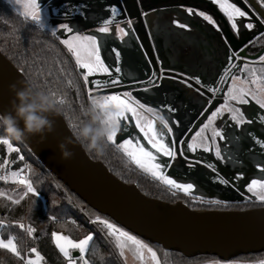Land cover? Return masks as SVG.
Segmentation results:
<instances>
[{"label":"trees","instance_id":"1","mask_svg":"<svg viewBox=\"0 0 264 264\" xmlns=\"http://www.w3.org/2000/svg\"><path fill=\"white\" fill-rule=\"evenodd\" d=\"M146 3H141L143 11L156 7L183 5V0H160L155 4ZM20 13L10 2L0 0V51L25 75L28 81L51 94L55 93V99L65 100L63 105L58 104V106L62 108L61 115L72 130L74 124L87 119L84 116V109L92 102L88 93L89 86L85 85L82 78L83 71L78 68L75 58L60 42L57 35H52V31L47 26L36 27L34 22L26 21ZM209 13L216 17L213 10ZM216 19L219 18L216 17ZM259 20L261 21L260 17ZM246 48L249 55L259 54L264 49V31L248 41ZM245 65L249 69L255 67L256 74L264 77V73L260 71L264 68V63ZM245 65L241 71L246 73L244 80H250L252 77L249 71L244 70ZM261 83H264V79ZM18 143L23 156L26 157L27 178L40 192V197L29 195L19 205L13 204L12 199L16 198L14 195L18 191H14L12 185H5L0 181V192L4 193L0 196V223H2L0 233H3L4 239L16 238L17 248L25 259L33 255L31 248L35 247L44 257V264H62L63 259L52 239L53 232H62L77 241L89 235L91 231L86 229L83 212L89 213L92 217L99 216L116 223L87 206L49 173L23 142L18 141ZM118 145L116 142L106 140L103 142L102 149L99 150L82 146L93 160L104 163L121 181L136 184L150 198L171 204L183 202L197 211H246L264 207L253 200L216 204L195 202L188 194L172 190L162 181L141 171L124 151L118 148ZM4 158H6V150L3 145H0V161ZM23 165L24 162L19 161L13 169L20 170ZM74 202L83 206L84 209L78 208ZM53 217L55 219H52ZM67 219H70V222H67ZM18 223H23L25 229L28 226L34 227L36 231L29 236L26 230L18 227ZM91 234L95 235H93L94 238L85 256L89 264H101L100 256L104 258L103 264H125L108 238L105 242L94 231ZM144 243L157 252L160 264H264V252L241 255L230 262H224L210 255L187 258L180 253L164 250L159 245L146 241ZM0 264H23V260L5 249H0Z\"/></svg>","mask_w":264,"mask_h":264},{"label":"water","instance_id":"2","mask_svg":"<svg viewBox=\"0 0 264 264\" xmlns=\"http://www.w3.org/2000/svg\"><path fill=\"white\" fill-rule=\"evenodd\" d=\"M249 2L256 12L261 14L260 18L264 19V10L260 5L255 0ZM115 5L120 8L122 15L137 21V35L150 61L152 72L156 71L158 75L167 76L168 72L160 66L147 31L141 28L143 10L138 0H120ZM107 6L104 5L102 9L108 11ZM58 11L55 16L66 19L81 16L79 12L65 15L63 6L58 7ZM227 37L231 50L227 63L222 67L215 83L212 86H196L211 100V103L185 136L182 152L186 158L199 161L206 166L209 163L215 164L222 177L227 178L230 184L242 193H246L242 188L244 184H237L228 175V169L215 158L207 154H192L187 149L192 135L224 98L235 73L244 64L255 62L264 55V49L257 55H249L247 49L243 48L248 41L239 42L229 28H227ZM115 77L120 80L119 84L123 83L118 76ZM151 78L152 75L144 82L125 84L120 88L111 87L92 95L98 97L102 94H118L155 86L148 83ZM108 79L109 77H102L92 80ZM21 81L28 79L0 51V113L9 111L14 99L10 85L17 84L19 87ZM88 86L91 88V83ZM208 88H218L220 91L213 95V92L207 90ZM50 118L53 120L52 132L33 135L22 142L59 182L87 206L110 218L124 230L150 244L159 245L164 250L180 253L187 258L210 255L224 262H230L241 255L264 252V207L246 211H197L183 202L171 204L150 198L136 184L121 181L104 163L93 160L76 140L61 114H54ZM258 122L264 125L261 121ZM127 136L128 132H123L118 142ZM61 143L65 144L66 150L72 153L70 159L63 157Z\"/></svg>","mask_w":264,"mask_h":264},{"label":"snow or ice","instance_id":"3","mask_svg":"<svg viewBox=\"0 0 264 264\" xmlns=\"http://www.w3.org/2000/svg\"><path fill=\"white\" fill-rule=\"evenodd\" d=\"M12 3L17 4L23 11L20 13L26 21L30 20L34 22V25L38 28H43L46 25V18L42 14V3L38 0H11ZM211 3L218 5L219 10L224 13L227 17V20L230 24L231 29L234 31L235 35L239 37L241 28L252 30L255 27V24L252 22L249 12L243 10L234 2L230 0H211ZM243 3L251 10L253 15H256L258 18L261 14L256 12V9L252 6L249 0H243ZM260 7L264 8V0H257ZM87 8L86 4L81 5H71L65 3L63 5L64 14L71 15L72 12H79L81 16L84 15V10ZM107 10L110 13V18L103 20L102 26L98 27L97 31L99 33H108L110 31V25H116V30L120 33V39H123L125 36H128L129 32L124 27H119L120 21L116 20V17L121 15L120 8L117 5H108ZM189 15H198L203 18L204 21L212 24L217 31H222L219 24L214 20V18L203 11L194 10L192 8L186 9ZM144 15H147L145 13ZM238 20L241 22L238 23ZM243 20H247V23H244ZM176 26L182 29H188L187 24L180 23L178 21L174 22ZM261 23L264 24V19H261ZM59 30L61 32H66L72 34L69 38L62 39L60 42L66 46L67 50L75 58V63L79 69H85L86 73L83 74V81L85 85L91 83L92 87L88 89L89 98L93 100L100 101V107L102 109L110 110L108 112V117L106 123L112 129L110 134L107 136L108 142H115V137L117 133L121 131L123 124V131L128 132L129 121L134 120V128L138 129L139 132L143 135V138L151 146V149H146L143 144L139 143V140H136V143H133V140L136 139L132 137L126 139L123 143L118 145V148L123 150L125 154L130 157L133 163H135L140 169L149 173L156 179L161 180L164 184L169 185L177 190L183 191L185 193H190L193 190V185L190 183H178L176 180L169 178L165 173L164 169L171 167L172 163L177 159L176 151V141L173 139L169 142H166L165 137L168 134L173 133V128L170 126L168 120L163 116L158 115L157 110L152 107H147L145 103H141L138 99L133 98L131 92H123L121 94H107L100 97H93L92 93L94 90H105L111 87H114L120 83V80L113 76L112 65L106 64L105 59L101 56V40L98 39L95 34H84L80 35L78 29H74L70 26L69 23H60ZM127 29H132V21L129 19L127 21ZM52 35H56V29L52 30ZM225 40L227 38L225 37ZM115 52L116 59H119L120 52L113 49ZM260 61H264V56L259 58ZM246 71H249L250 76L252 77L250 83L255 85V89L248 88L246 85L249 83L248 80L239 81L241 85L238 87L236 81L239 80V77H233L234 83L231 88L228 89L227 99L224 101V104L217 108L211 113L208 117V123L204 124L203 127L199 128V131L195 132V135L191 138L192 143L187 144V149L195 152L198 148H201L204 152L212 151L214 147V155L217 160L226 161L230 157H226L223 153L227 152V149H222L220 144L217 142L224 141L228 139L225 132L219 128H213L212 134L210 137L211 144L208 143L209 138L204 137L203 134L209 128L210 125L214 122L216 117L221 116L224 112L230 114L229 118L233 122L234 127L244 126L246 124L253 123L252 119L247 118L245 112L241 107L234 106L229 104L228 101H235L237 105H247L249 104V99L255 100L259 105L260 109H264V84H261V80L264 77L257 75V69L255 67L249 69L245 65ZM114 71L119 73L121 69L115 67ZM260 71L264 73V68H261ZM98 73L107 74L109 77L108 80H92L89 81V77L94 76ZM165 78L177 79V77H165L163 75H158L156 71L152 72V78L148 83L159 86V81ZM189 80H195L196 84H201V81L198 77H187L181 80L187 87L192 88L193 84L189 83ZM200 89L197 88L196 91ZM209 92H219L220 89L208 88ZM55 97V93H52ZM57 104L63 105L65 100L63 98L56 99ZM143 112L153 113L154 119L149 120L146 123H142L145 120V117L142 115ZM130 114V116L128 115ZM260 121L264 123V115L259 117ZM155 120H159L161 128L157 129ZM167 130V132L164 131ZM129 135H131L129 133ZM233 141H238V137L231 138ZM181 144H184V141H180ZM255 143L259 145L261 149H264V140L256 139ZM0 145L7 146L8 152H18L19 149L13 147L11 140L7 138H0ZM154 150V151H152ZM183 155V153H180ZM162 157H168L167 161H164ZM19 159L23 160L24 157L20 156ZM196 163H200L197 161ZM8 164L7 160H4L3 164H0V168H3ZM192 164H189V167H192ZM207 167L210 168L214 173L217 174L218 182L221 184L228 185L230 181L227 178H224L220 175L218 167L213 164H207ZM260 171L264 173V168H260ZM24 172V169L20 171H13L9 175H0V180L7 182L11 179L12 183L17 185H22L24 191L19 196V199H12V203L19 205L25 198L29 195L39 198L40 192L34 187L32 181L21 173ZM237 179H242L241 176H237ZM247 191L255 196L258 200L264 202V178L261 179H252L251 182L247 185ZM4 193L0 192V196H3ZM211 203H220V201H211ZM52 219H55L53 217ZM99 223L107 229V235L114 238V246L118 250V255L124 257L125 250L133 252V255L138 259L141 264H144L145 261V251L150 255L151 260L154 264H160L157 252L153 250L148 244L144 243L141 239L137 238L135 235L130 234L128 231L123 230L118 227L116 224L102 219L97 216L95 220L91 223ZM2 226V223H0ZM20 229L27 231L29 236L36 231L34 227L28 226L25 229L23 223H18ZM52 239L55 243L56 248L59 252L63 254L64 258L68 261V264H76V259H79L83 264H89V261L85 259V253L88 251L89 243L93 240V234L85 236L83 239L74 240L67 235L61 233L53 232ZM15 237H9L6 241L3 238V233H0V249H5L8 252L12 253L17 258L23 260V264H41V261L44 260V257L37 251L35 247L31 248V253L35 254L34 258L25 259L21 256L20 251L17 248L15 243ZM71 250H78L79 257H73ZM101 264H103V256L99 257Z\"/></svg>","mask_w":264,"mask_h":264},{"label":"crops","instance_id":"4","mask_svg":"<svg viewBox=\"0 0 264 264\" xmlns=\"http://www.w3.org/2000/svg\"><path fill=\"white\" fill-rule=\"evenodd\" d=\"M6 1L10 2L20 12L23 11L22 8H20L17 4L12 3L11 0ZM50 1L53 0H38V2L42 3V14L44 16L45 11H47L46 4ZM64 1L67 0H63V2ZM117 1L118 0H102L100 3L92 4L87 0L85 4L91 7V11L94 12L95 17H87L82 30H79L75 24L76 19L79 20L80 17L70 19L57 17L55 14L59 13V11L58 8L56 9L55 7H53L54 9L51 13V17L55 23L53 24L51 30L56 29V35L60 38V40L69 38L72 34H76L61 32L58 27L60 23H69L74 29L79 30L80 35H97L98 39L101 40L102 58L105 59L106 64L112 65L111 70L113 71V76H118L123 81L122 84H118L112 88H120L125 84H138L148 80L152 75L150 61L137 35L136 20H131L132 29H127V21L129 20L127 16H123L121 13L120 16L116 17L118 18V21H120L119 27H124L129 32L128 36H125L123 39H120V33L116 30L115 24L109 26L110 31L108 33H99L97 31L98 27L102 26L103 20L110 18L108 17L110 13L102 9V7L104 5H115V2ZM158 1L159 0H153L154 4ZM199 2L204 4V6L201 5L199 8H194L188 5L163 6L143 11V23L141 28L144 31H147L154 46L160 66L168 72V75L165 77L175 76L177 79L165 78L161 80L159 86L145 87L131 91L133 98L138 99L141 103H145L147 107L156 109L158 115L163 116L166 120H168L170 126L173 128V133L168 134L165 137V140L170 143V141L174 139L177 142V159L172 163L171 167L164 169V173L169 178L176 181L179 179V176L185 175L176 168L178 164H182L178 144L186 133L185 131L192 125L196 117L203 113L208 102V99L204 96V94H202V92L196 91L193 87H187L181 82V80L184 76L194 78L198 77L201 81V84L199 85L202 87L213 85L214 81L218 78L222 67L227 63L228 55L231 50L230 41L227 37V28H229L232 34L235 35L234 31L230 27L227 17L219 10L218 5L211 3V0H199ZM230 2L236 3L243 10L249 12V16H251L252 22L255 24V27L252 30L241 28L239 37L235 35L239 42L248 41L255 31H261L263 29V24L257 20L256 15H253L251 10L243 3V0H230ZM65 3L68 2H64L63 5ZM68 4L72 5V3ZM187 8L203 11L207 14H210L209 11L213 10L216 17L219 18L220 24L216 17L211 14L210 15L219 24L222 31H217L212 24L204 21L203 18L198 15H189L186 10ZM145 13H147V15H144ZM176 21L187 24L189 28L182 29L177 27L176 23H174ZM240 22L241 21L238 20V23ZM243 22L247 23V20H243ZM225 37L227 40H225ZM243 48H245V45ZM113 49L120 52L119 59H116ZM115 67H119L121 71L116 73L114 71ZM240 69L233 76L239 77V80L236 81L238 87L244 86L239 82L244 80ZM82 71L83 74L86 73L85 69H82ZM102 77L108 76L107 74L98 73L89 77V81ZM233 83L234 80L232 78L229 88L232 87ZM248 85L249 83L246 86L248 87ZM99 91L101 90H94L93 93ZM103 95L107 94H102L98 97ZM247 98L249 99V104L247 105H237L235 101H233L234 103L231 101V104L241 107L247 116L248 114H252L255 109L258 111L260 116L264 115V109H260L256 101L251 99V97ZM223 104L224 101H222L221 104H218L217 108L221 107ZM128 115L130 116V114ZM142 115L145 117V120L142 121V123H146L147 121L154 119L153 113L142 111ZM224 115L219 119L218 126H222L220 129L225 132L227 137L228 132L234 128V126L230 121H225V125H223L221 122L223 117L228 118V116H230L228 114ZM155 124L157 129L162 127L159 120H155ZM164 131L167 132L166 129H164ZM123 132L122 124L121 131L118 132L115 137L116 143L121 144L124 140L135 137L136 139L133 140L134 144L136 143V140H139V143L143 144L146 149H151V146L143 138V135L139 132V130L134 128V120L130 119L129 121L128 136L118 142V139ZM129 133L131 135H129ZM219 142L223 144L222 141ZM162 159L167 161L169 158L162 157ZM124 258L125 257H122V260L126 264Z\"/></svg>","mask_w":264,"mask_h":264},{"label":"rangeland","instance_id":"5","mask_svg":"<svg viewBox=\"0 0 264 264\" xmlns=\"http://www.w3.org/2000/svg\"><path fill=\"white\" fill-rule=\"evenodd\" d=\"M86 1L87 0H67V1H64V2L72 3V5H81V4H85ZM88 1H90L92 4H95V3H100L102 0H88ZM64 2H63V0H53V1L47 2V4H46L47 11H45L44 14H45V18H46V21H47L46 22V26L50 30H51L53 24H55L53 18L51 17V15H52L51 13H52V11L54 9L53 7H55V8L61 7V6H63ZM196 2L198 3L199 6L200 5L204 6V4H201L198 0ZM91 10H92L91 7L87 6V8L84 10L83 17L79 16L80 19L79 20L76 19L75 24H76V26H77V28L79 30L83 29V25L86 22V18L87 17H90V18L95 17L94 12H92ZM107 12H109V11H107ZM123 16H125V15H123ZM108 17H110V15ZM116 20H118V18H116ZM261 62H264V61H261ZM242 74H243L242 77L245 78L246 77V75H245L246 73L243 71ZM250 81H251V79H250ZM250 81H249L248 88L254 89L256 86L251 84ZM261 81H263V79ZM229 104H231V103H229ZM234 106H237V105H234ZM224 114L230 115L228 112H224L222 115H224ZM225 121L226 122H228V121L232 122L230 120L229 116H228V118L223 117V119L221 121L223 123V125H225ZM216 125H217L216 127H218L219 129L222 127V126H218V123ZM238 128L242 129L241 126L240 127H236V129H238ZM208 130H209V128H208ZM206 131H205V133H206ZM209 131H210V135H211L212 134V129H210ZM205 133L203 135H205ZM0 134L2 135V130L0 131ZM227 141L226 140L222 141L223 149H227V147H228ZM11 143H12L13 147L18 148L19 151L18 152L9 153L8 149H7V146L3 145L5 147V150H6V158H4L2 161H0V164H3L4 160H7L8 164L5 165L3 168H0V175H9L10 176L11 172L20 171L19 169H13V166L16 165L19 161L24 162V165H23V167L21 169H24L27 172V168H26L27 167V163L25 161L26 157L23 156V152L20 149V145H19L18 141L11 140ZM210 144H211V141H210ZM211 152L214 154V147L212 148ZM227 152H224L223 154L225 155ZM233 153H235V151H233ZM237 155H238V150L234 154V158ZM14 156H15V158H13ZM20 156H23L24 159L23 160L19 159ZM240 156L242 157V155H239V156H237V158H240ZM196 162L197 161H193V160H192V162L191 161H184V163L178 164L176 166V168L181 173L185 174V175L179 176V179L177 180V182L178 183H190V184H192L193 185V190L190 193H185V192L177 190V189H175V188H173V187H171L169 185L168 186L172 190L180 191V192H183L185 194H188L189 196H191L193 198V200L195 202H206L208 204H216V203H211V201L215 200V201H220V202H227V201H230V200H237V201L241 200L240 199L241 197L239 196V194L233 193V195H231V192L230 191H226L220 184L218 185V183L212 182V180L207 179V177L203 174L202 170H200L198 168H195V171L191 170L192 167H189V164L195 165ZM223 162L227 163L228 164V168L230 170H232L233 172H235L237 174V176H241L242 175L243 178L246 177L247 180H248L247 181L248 184L251 182L252 179L264 178V173H262L260 171V168H264V160H261L260 157H258V158L249 157V159L247 161L249 167L248 166L244 167L239 162L238 163H236V162L233 163V162H230L228 160L223 161ZM244 162H245V159H244ZM197 164H199V163H197ZM140 170L143 171L142 169H140ZM189 170H191V171H189ZM0 181L3 184H5V185H9V184L12 185L13 188H14V191H18L14 195L16 198H19V196L24 191V188H23L22 185H17V184L12 183L11 179H9L7 182H5L4 180H0ZM240 195L241 196H245V193H241ZM248 197L251 200H253L255 203H257L258 205H264V202L258 200L255 196H253L249 192H248ZM74 203L81 210L84 209V207L78 205L77 202H74ZM83 213H84V216H85V224H86V227H87L86 229L88 231L90 230L91 233H93V231H94L95 233L99 234L102 237V239L105 240V242H106V239L108 238V240H110L114 244V238L107 235V229H105L103 227V225L99 224L98 222L95 223V224L91 223V221L95 220V218L97 216L96 217L95 216L92 217L89 213H86V212H83ZM57 233H61L63 235H66V234H64L62 232H57ZM93 235H95V234H93ZM6 240L7 239H5V241ZM71 251H72L73 257H79L78 250H71ZM59 254L61 255V257L63 259V263L62 264H68V261L64 258L63 254L60 253V252H59ZM85 256H86V253H85ZM34 257H35V254L33 253V255L31 257H28V258H34ZM124 257H125L124 259H125L126 264H141V262L134 257L133 252H131V251L127 250V249L125 250ZM85 259H86V257H85ZM41 264H44V261H41ZM76 264H83V262L80 261L79 259H76ZM144 264H154V262L150 258V255L146 251H145Z\"/></svg>","mask_w":264,"mask_h":264},{"label":"clouds","instance_id":"6","mask_svg":"<svg viewBox=\"0 0 264 264\" xmlns=\"http://www.w3.org/2000/svg\"><path fill=\"white\" fill-rule=\"evenodd\" d=\"M19 85H10L14 99L10 110L0 113V138L22 142L30 136L52 132L53 120L50 117L62 113L54 96L31 81H21ZM109 111L100 107L98 99L93 100L84 109L87 119L72 126L73 135L85 148L102 149L112 130L106 123ZM60 148L65 159L72 157L65 144L61 143Z\"/></svg>","mask_w":264,"mask_h":264},{"label":"flooded vegetation","instance_id":"7","mask_svg":"<svg viewBox=\"0 0 264 264\" xmlns=\"http://www.w3.org/2000/svg\"><path fill=\"white\" fill-rule=\"evenodd\" d=\"M160 1V0H159ZM197 0H183V5H188V6H191V7H194V8H199V5L198 3L196 2ZM199 1V0H198ZM120 0H118L117 2H115L116 4L119 3ZM139 4H140V7L142 9V4L141 3H145L147 4L146 2H150L151 3H154L153 0H138ZM201 6V5H200ZM257 17V16H256ZM257 19L259 20V18L257 17ZM219 21V19H218ZM260 21V20H259ZM261 23V21H260ZM219 24H220V21H219ZM262 24V23H261ZM264 31V24H263V29L261 31L257 30L253 33V35L250 37V39L248 41H250L252 38H255L256 36H258L259 34H261L262 32ZM234 35V34H233ZM235 36V35H234ZM236 37V36H235ZM237 39V38H236ZM245 48H246V45H245ZM247 49V48H246ZM264 56V55H263ZM251 63H264V62H260V60L258 59L257 61L255 62H251ZM244 66V65H243ZM242 66V67H243ZM241 70V69H240ZM239 71V70H238ZM237 71V72H238ZM236 72V73H237ZM235 73V74H236ZM216 81V80H215ZM214 81V83H215ZM190 83L193 84V88L197 89L196 86H199V87H202L201 85H198L194 82V80H189ZM213 83V84H214ZM230 84V83H229ZM208 86V85H207ZM212 86V85H211ZM204 87V86H203ZM229 88V85L227 87V89ZM227 89L225 91V94H224V98L219 102V104L222 103V101H225L227 99V96H226V92H227ZM200 91V90H199ZM201 92V91H200ZM119 94V93H118ZM203 94V93H202ZM215 93H213V95H215ZM205 96V95H204ZM207 98V97H206ZM208 99V98H207ZM229 103H231V101H228ZM211 103V100L208 99V102H207V105L206 107L204 108V111L208 108L209 104ZM232 103H234L232 101ZM253 108H254V105H253ZM216 110V109H215ZM214 110V111H215ZM203 111V113H204ZM202 113V114H203ZM201 114V115H202ZM200 115V116H201ZM211 115V114H210ZM209 115V116H210ZM196 117V119L193 121L192 125L185 131L186 133L184 134L183 138L181 139V141L184 140L185 136L187 135V133L190 131L191 127L193 126V124L196 122V120L200 117ZM223 115L221 116H218L216 117V119L214 120V122L212 123V125L209 126V130L210 129H213V128H218L216 127L219 119L222 117ZM247 118H250L252 119L253 123L251 124H246L244 126H241V128H238L236 129V127L232 128L228 134H227V137H228V141H227V149L229 150L225 156L226 157H230L229 159H227L228 161L230 162H233V163H240L242 166L244 167H249L247 161L249 159V157H253V158H258L260 157L261 160H264V149H261L259 147V145H257L255 143V140L256 139H260V140H264V125L261 124L260 122V115L258 113V111L255 109V111L252 113V114H248V116L246 115ZM208 120V118H207ZM207 120L203 123L206 124ZM208 123V122H207ZM200 126L201 127H203ZM207 129L205 135H203L204 137H208L209 140H208V143L210 144V131ZM199 131V129L197 130ZM195 135V133L192 135V137ZM191 137V138H192ZM233 137H238V141H233L231 138ZM190 138L189 140V143H192V139ZM220 146L222 147V144L219 142V140L217 141ZM178 149H179V152L181 153L182 152V144L179 143L178 144ZM223 149V147H222ZM238 150V155H242V157L240 156V158H237V156L234 158V154L237 152ZM233 151H235V153H233ZM192 154H207V155H210L212 156L213 158H215V155L210 151V152H204L201 148H198L195 152H192L190 151ZM183 153V152H182ZM181 155V154H180ZM181 160H182V163H184V161H191V159H188L186 158L184 155H181ZM216 159V158H215ZM244 159H245V162H244ZM217 160V159H216ZM195 161V160H193ZM221 165H223L224 167H226L228 169V175L232 177V179L237 183V184H244L243 185V189L246 191L245 193V196H241L240 194L242 193L239 189H237L235 186H233L232 184H228V185H225V184H221L218 182V179H217V174L214 173L210 168H208L206 165H204L203 163H199V164H195L192 166V169L193 171H195V168H198L200 170H202L203 174L207 177V179L209 180H212V182H216L218 183V185L220 184L226 191H230L231 192V195H233V193H237L239 194V196L241 197L240 199L241 200H230V201H227V202H243V201H248V200H251L249 197H248V191H247V184H248V180L247 178H242V179H237V174L235 172H233L232 170H230L228 168V164L225 163V162H222L220 160H217ZM189 170V171H191Z\"/></svg>","mask_w":264,"mask_h":264},{"label":"built area","instance_id":"8","mask_svg":"<svg viewBox=\"0 0 264 264\" xmlns=\"http://www.w3.org/2000/svg\"><path fill=\"white\" fill-rule=\"evenodd\" d=\"M21 174L27 177V172H26V170H24V172L21 173ZM67 222H70V219H67Z\"/></svg>","mask_w":264,"mask_h":264}]
</instances>
